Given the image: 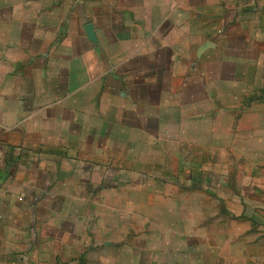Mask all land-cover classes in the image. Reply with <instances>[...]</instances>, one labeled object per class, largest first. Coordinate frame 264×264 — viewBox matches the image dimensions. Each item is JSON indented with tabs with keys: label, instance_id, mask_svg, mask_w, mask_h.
I'll return each mask as SVG.
<instances>
[{
	"label": "crops",
	"instance_id": "0c3cea01",
	"mask_svg": "<svg viewBox=\"0 0 264 264\" xmlns=\"http://www.w3.org/2000/svg\"><path fill=\"white\" fill-rule=\"evenodd\" d=\"M0 264H264V0H0Z\"/></svg>",
	"mask_w": 264,
	"mask_h": 264
}]
</instances>
